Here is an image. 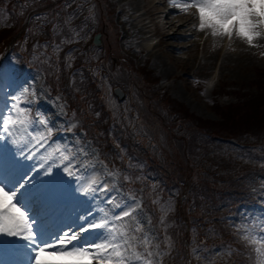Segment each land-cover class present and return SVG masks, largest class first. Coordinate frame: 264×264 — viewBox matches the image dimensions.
Listing matches in <instances>:
<instances>
[{"label": "rangeland", "instance_id": "1", "mask_svg": "<svg viewBox=\"0 0 264 264\" xmlns=\"http://www.w3.org/2000/svg\"><path fill=\"white\" fill-rule=\"evenodd\" d=\"M90 1L92 3L84 1V4H87L86 11H89L96 20L93 23V31H89L83 39L79 36L83 32V21L79 19L67 21V25L70 22L69 36L77 45H75L74 52L81 58L76 59L74 53L71 56L70 50L69 53L65 54V59L68 58L69 61L71 58V62L78 64L83 61L82 57L91 54L90 61L96 66L98 73H106L104 78H106L107 86L99 88L102 98L107 95L108 103L105 102V104H109L108 106L117 110L119 114L125 111L128 113L125 114L126 116L131 115L132 122L130 119V123H125L122 119H128V117H121L122 123L126 125V128L128 126L134 138H137L136 135L140 133L144 135L147 144H150L147 149L156 151L158 158L163 161L164 165L168 166V174L173 176L176 171L173 169L175 167L173 165L183 161L180 148L182 142L179 141L181 134L186 135L191 144V141L195 142L193 135L195 134L196 137L198 128L206 129L209 132L214 131L213 128H215L220 130L218 132H222L223 135H232L241 140H247L251 134L264 137V122L261 121L263 117L256 116L254 111L241 114L242 106L247 97L255 98L259 105L264 101V37H261L262 44L260 43L256 50L249 47L250 45L245 40H237L234 41L235 43H231L229 38L216 40L204 33H202L203 36L194 38V36H188L189 32L185 28L180 30L170 26L169 21L165 19L168 14L167 11L169 8L171 9L173 4H156L152 7L148 5L149 0H142V3L141 0H137V7L143 8L140 12L146 11L150 7L154 11V15L151 17L153 22L149 29L152 30L150 34H153V37L147 41L150 45L147 47L140 39L135 40L126 37L127 28L130 26H127L125 22L132 14V11H128V0ZM60 8L59 5L53 6L56 11ZM77 27L80 28L77 29ZM99 29L104 33L105 45L101 46L102 49L94 48L92 53L88 45L91 43L94 32ZM159 30H162L163 35ZM167 31L186 37L167 38L170 41L166 46L162 42L165 40ZM158 42L160 44L157 45ZM59 56V60L64 63L62 60L63 52H60ZM24 70L26 68L18 67L13 59L3 66L2 79L11 88L16 89L15 98L19 100V107L25 109L26 115L28 116L32 110L36 116L34 121H30L29 124V129L35 133V139L30 140V142L37 146L39 152L30 156L31 158L27 159V164L33 157L39 155L48 163L57 165L63 159L49 155L52 153L57 156L63 152L64 155L69 156L70 161L78 160L80 172L94 165L104 168L106 178H108L107 184L113 183V185H111L112 189L103 193L102 197H106L110 193L112 197L115 196L114 203L110 205V208L115 206L120 213L122 209L134 207L136 203H139L140 209L137 212V219L143 222L144 231L152 239L153 246L150 250L159 253L158 256L153 257L154 264H162L161 248L155 223L152 219L154 215L150 214L146 208L144 209L140 197L128 190L144 192V186L137 187L129 184L122 187L120 172L111 166L104 165L97 148L85 138L83 131L75 129L77 122L68 123L65 102L57 96L49 95L47 87L42 83V73L28 74L29 79L26 82ZM68 73L70 71L66 69L64 78ZM75 80L79 81V76H76ZM112 82L121 83L120 86L127 92L124 101H120L117 96L112 95L114 88ZM73 86L74 84L71 82L70 87L72 89H74ZM244 109L246 108L244 107ZM161 115L167 117V124H175L172 131L166 127L163 128L156 121V118H162ZM175 121L177 122L175 123ZM180 122L182 124L177 125ZM45 133H48V137L41 139ZM172 133L178 135L179 138ZM206 139L209 146L218 143L208 136L198 137L199 143L204 146L207 145L204 142ZM159 148L162 152L158 150ZM189 152L191 164L193 162L194 165L200 164L202 167L210 168L213 163H219L218 157L213 154L204 156L191 150ZM198 158L200 161L197 160ZM227 160H225L226 163L222 164L226 170L224 175L226 178H230V185L235 187L238 185L236 177L240 175L243 163L235 158ZM169 161L173 164L172 166L169 165ZM177 178L180 179V177ZM86 180V182H90L89 179ZM95 181V178L91 180V182ZM177 182L181 183L180 181ZM222 184L226 186L224 182ZM245 195L248 196L249 194ZM176 196L177 193L172 194L171 199L174 201ZM184 197L182 194L181 199ZM254 197L262 201L261 204L240 207L239 212L230 217L228 226H232L231 228H236L238 231L237 238L241 240L242 246L237 248L244 251L243 246L249 247L250 256L258 255L259 264H264V254L255 251V248L260 245H249L242 240L246 231L257 236L264 235L263 185L257 187ZM191 198L194 199V197ZM222 199L224 200V198L216 199L218 202L217 210L221 206L224 207L223 204L219 206L223 202ZM207 201L211 200L207 197L201 199L202 203ZM192 202L194 203V201ZM205 206L212 210L209 212L207 211L208 208L200 207L206 217L217 214L216 211L213 212L212 205ZM175 208L176 204L175 206L173 204L168 209L174 214ZM159 209L160 221L168 220L161 207ZM223 216L219 214L218 220L227 222V218ZM184 217L186 216L184 215ZM213 220L215 221L211 222L212 225H219L215 218ZM125 221L129 227L133 226V221L128 218H125ZM125 221L116 220L114 225L119 229ZM193 221L196 224L200 222L196 218ZM137 235L139 236L141 233H137ZM227 238L233 240L232 233H229ZM96 241L100 243L99 240L96 239ZM155 245H159V247H155ZM138 250L143 251V247H139Z\"/></svg>", "mask_w": 264, "mask_h": 264}, {"label": "snow or ice", "instance_id": "2", "mask_svg": "<svg viewBox=\"0 0 264 264\" xmlns=\"http://www.w3.org/2000/svg\"><path fill=\"white\" fill-rule=\"evenodd\" d=\"M177 6L184 11L196 9L199 19L198 30L210 29L213 36L226 35L231 39L235 33L250 46H255L253 45L255 39L264 37V0H183ZM13 100L15 103L11 105V111L14 115L0 118V128L7 133V137L0 134V139L12 137L11 143L19 148L21 142L14 137V133L26 130L30 120L25 109L19 107V100L15 97ZM61 156L64 161L71 163L68 155L61 152ZM65 170L67 171V166ZM47 171L50 172L51 167ZM27 183L28 181H25L19 184V188L7 191L6 185L0 183V234L20 237L26 241L31 253L30 264H154L153 257L159 253L150 250L153 246L152 239L144 231L143 222L137 219L139 203L134 207L122 209L121 214L114 217L120 221L128 218L134 222L131 227L125 221L117 229L107 217H102L99 222L85 221L77 230L69 228L53 242H48L38 238L39 234L34 227L35 220L31 218L27 205L18 195L19 190ZM98 229L107 233V235L100 233L102 236L100 243L95 241L85 245L73 243L83 234ZM137 233L141 235L138 236ZM242 240L249 245H260L255 251L264 254V235L257 236L246 231ZM141 246L143 251L138 250Z\"/></svg>", "mask_w": 264, "mask_h": 264}, {"label": "trees", "instance_id": "3", "mask_svg": "<svg viewBox=\"0 0 264 264\" xmlns=\"http://www.w3.org/2000/svg\"><path fill=\"white\" fill-rule=\"evenodd\" d=\"M42 2V0H39L38 2ZM45 1H49L50 2V8L52 10L53 6L55 5H59L61 8L59 10H57V12L60 14L61 18L66 22V17H67V13L69 12V9L67 8V5H69V2L66 0H45ZM36 2V0H34V3ZM81 2V1H80ZM39 4V3H38ZM34 12H38L41 13V11L39 9L34 10ZM84 24H87L88 26H90L91 23H86V20H82ZM36 23V22H35ZM32 26L35 27V29H37L36 31V35L40 34L41 38L43 40H47V39H52V38H57L59 39L58 33L60 36L63 37V35L66 33V29L64 26H62V23H52V21H47L45 22V24L43 26L38 27V25H34L31 24ZM56 25V26H55ZM92 27V26H90ZM20 33H22V31H16L14 34H12L11 38H16L17 35H19ZM86 35L84 33L81 34V37L84 39ZM8 35L3 34L0 37V42H2L5 38H7ZM65 39V36H64ZM72 40V38H70ZM65 42L67 41L64 40ZM90 47V50L93 53V46L91 43H89L88 45ZM89 51V50H88ZM98 53V52H96ZM88 54H90L88 52ZM95 55V54H94ZM91 57V54L87 57L88 59ZM83 58V57H82ZM85 59V58H84ZM59 65V70L63 68L62 64L58 63ZM53 63L51 64V69H52ZM53 70V69H52ZM83 72V70H82ZM81 72V74H82ZM95 75V72H93ZM58 74L55 72H53V76H57ZM85 76V80L84 82L79 81L77 88H79L78 92H74V96L71 99H81L83 97V99L87 100L90 99L91 101L89 102V104H93L95 106H102L103 105V98L100 97L99 94V86L97 85L96 81L94 80L93 76L87 73V71L84 74ZM70 76H66V78H64V82L61 83L63 86L64 85H70ZM82 77H80L81 79ZM59 82V81H56ZM263 87V86H262ZM68 95V94H67ZM252 98V99H251ZM250 100H253L250 102ZM263 100H264V96H263ZM93 102V103H91ZM261 105H259L256 102V99L253 97H247V100L244 101L243 106L246 108L244 109V107L242 106V113H248V112H253L256 116L259 117H263V119L261 120L262 122H264V101L262 103H260ZM102 108H104V106H102ZM101 108V109H102ZM93 111V110H92ZM111 111L107 110L106 114H105V118L101 119L98 121L99 126H103L105 128H107L108 130L111 128ZM162 118H156V121L159 122L160 125H162L163 128H168L169 130H173L175 128V124L174 125H170L167 124L168 120L167 117L164 115H161ZM153 123H155L154 121H152ZM177 121H175L176 123ZM182 124L177 123V125ZM193 126V125H191ZM214 131L209 132L206 129H200L198 128V137H206L208 136L209 138H211L212 140H214L215 142H218L217 144H213V146H209L207 143V139L204 141L207 145H201V143H199L198 137L196 135V137L193 135V138L195 140V142L192 144L190 143V141L188 140L186 135H182L181 134V138L179 141L182 142V144L180 145L181 148V152H182V159L183 161H179L177 162L178 164L173 165L170 161H169V165H173L175 166L173 169L176 170L175 171V175L177 177L181 178V181L183 183H187L188 188H189V198H190V205H187V203H183L181 205L182 210L184 211L185 215L187 216V221L189 222L188 225L191 227L193 220L197 217H201L203 218V216H205L204 212H202L200 210V207L203 206V208H208L205 205L211 206L213 209V212L215 210H217L216 205V196L217 194H220V192L222 191H226L228 188H223L220 189L221 187H223L222 182L224 183H231L230 182V178H226L225 172L226 170L222 167L223 163H226L225 160H227L228 158L231 160L232 158L235 159H239L242 161L241 158L246 159L247 157L251 158V163L253 165V167H255L258 170H261L264 172V146L263 145H254V143L256 142H264V137L260 136V135H255V134H251L249 136V138L247 140H241V139H237L235 136L232 135H223L222 132H218L220 130L213 128ZM195 130V129H194ZM193 133V132H192ZM204 133V134H203ZM173 134V133H172ZM175 135V134H173ZM204 135V137H203ZM175 137H178V135H175ZM171 139V137H169ZM179 138V137H178ZM197 138V139H196ZM230 138H233L235 140H237L238 143H242L244 145V147H241L242 152L238 154V152L233 151L234 149H236L238 146L234 145L233 143H229L226 140H229ZM173 140V137H172ZM139 142H143L141 140H137ZM224 145V146H223ZM227 145V147H226ZM138 148L134 150L135 154H138L139 150V145H136ZM143 152H145L147 155L148 153L146 152V147L143 144ZM147 147H150L149 145H147ZM156 149V148H155ZM159 151H161V149H158ZM189 150L193 151V152H198L200 153V155H204V156H209V155H214L217 158V160L219 161V163H213L212 166L209 168L207 167H202V165L198 164V165H194L193 162L191 164V160H190V152ZM162 152V151H161ZM237 153V154H236ZM149 157L152 159V161L155 164H158L159 161H162L161 159L158 158L157 153L155 151V154L153 155H149ZM186 157V159H185ZM196 157V156H195ZM169 159V158H168ZM167 159V160H168ZM225 159V160H224ZM229 159L227 161H229ZM198 161L199 158L197 159ZM161 166L164 167V165L162 163H160ZM191 164V166H190ZM190 166V167H188ZM168 168V166H166ZM215 169V170H214ZM165 172V171H163ZM179 174V175H177ZM206 174V176H204ZM264 174V173H263ZM224 175V176H223ZM170 176V175H169ZM222 177V178H221ZM212 189H214V191H211ZM210 191V194H209ZM209 194V195H208ZM211 199V203L207 204L206 203H202L200 200L206 196L210 197L212 196ZM191 197H194V199H192ZM194 201V203L192 202ZM188 209V211H187ZM207 211H212L210 208L207 209ZM201 214L203 216H201ZM214 216L208 217V218H212ZM180 228H183V231H189L187 229V227L182 225V224H178L177 225ZM179 232H182L181 230H179ZM191 233V232H189ZM203 233V231H202Z\"/></svg>", "mask_w": 264, "mask_h": 264}, {"label": "bare ground", "instance_id": "4", "mask_svg": "<svg viewBox=\"0 0 264 264\" xmlns=\"http://www.w3.org/2000/svg\"><path fill=\"white\" fill-rule=\"evenodd\" d=\"M182 2H183V0H175V2H173V0H149L148 5H151L153 7V5L155 6L156 4H158V5L174 4L175 6L171 9H169L168 14L165 16V19H167L169 21L170 26L177 27L180 30L185 28L189 32L188 35L194 36V38L199 37V36H203L202 33L208 34V36H210L211 38L213 37L216 40L217 39L220 40V39H223L226 37V35L225 36H213L211 34L210 29H205L204 31L198 30L199 19H198V14L196 13V9L190 8L187 11H184L182 8L177 6L178 3H182ZM128 3H129L128 11H130V12L132 11V14L129 16V18L125 22V24L127 26H130L129 28H127L126 37L127 38L130 37V38L135 39V40L140 39L143 41V43L147 47H149L150 45H148L147 41L153 37V34H150V32L152 30L150 31L149 29H150V26L153 22V20H151V17H153L154 11L152 10V7H150L146 11L140 12L143 8L141 9V8L137 7V0H128ZM141 3H142V0H141ZM159 31L163 35L162 30H159ZM169 32L170 31H167L165 33V37H164L165 40H164V42H162L163 45L164 44L166 46L168 45V42L170 40L168 41L167 38L168 39L169 38H174V39L184 38V35H181V34L176 35V34H173V32L172 33H169ZM237 40L242 41L243 39H241L240 37L236 36L235 33H233L232 38H231V41H232L231 43H235ZM161 41H162V39L159 42L161 43ZM260 41H261V38L255 39L253 41V45H255V46H249V47H252V49L256 50L260 46ZM159 42L157 43V45L160 44ZM78 158H79V156H78ZM76 161H78V160H76ZM80 167H82V166H80ZM97 173H98L97 170H92L84 178L89 179L91 181L95 178ZM86 179H85V182L83 183L82 186H84L88 183V182H86L87 181ZM82 186H80L71 195V198H70V201H72L71 203H76L77 195L79 194L80 191H82L84 189V187H82ZM38 199H39V196H35V197L32 196L31 203L36 202ZM96 218H99V217H93V219H96ZM93 241L98 243L96 241V239H92V242Z\"/></svg>", "mask_w": 264, "mask_h": 264}, {"label": "water", "instance_id": "5", "mask_svg": "<svg viewBox=\"0 0 264 264\" xmlns=\"http://www.w3.org/2000/svg\"><path fill=\"white\" fill-rule=\"evenodd\" d=\"M99 37H100V34H97V35H96V37H95V41H96L97 43H99V42H100V39H99Z\"/></svg>", "mask_w": 264, "mask_h": 264}]
</instances>
